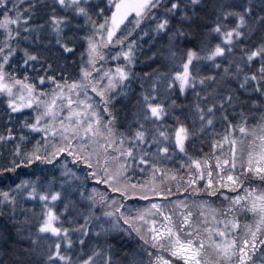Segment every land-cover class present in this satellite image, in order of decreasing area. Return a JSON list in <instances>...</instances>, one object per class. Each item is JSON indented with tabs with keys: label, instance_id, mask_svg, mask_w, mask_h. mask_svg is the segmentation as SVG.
<instances>
[{
	"label": "snow or ice",
	"instance_id": "6c2138e0",
	"mask_svg": "<svg viewBox=\"0 0 264 264\" xmlns=\"http://www.w3.org/2000/svg\"><path fill=\"white\" fill-rule=\"evenodd\" d=\"M0 264H264V0H0Z\"/></svg>",
	"mask_w": 264,
	"mask_h": 264
},
{
	"label": "trees",
	"instance_id": "16d2710c",
	"mask_svg": "<svg viewBox=\"0 0 264 264\" xmlns=\"http://www.w3.org/2000/svg\"><path fill=\"white\" fill-rule=\"evenodd\" d=\"M143 203V202H142Z\"/></svg>",
	"mask_w": 264,
	"mask_h": 264
}]
</instances>
